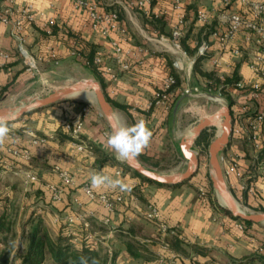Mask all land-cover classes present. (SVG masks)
Instances as JSON below:
<instances>
[{
	"label": "crops",
	"instance_id": "0c3cea01",
	"mask_svg": "<svg viewBox=\"0 0 264 264\" xmlns=\"http://www.w3.org/2000/svg\"><path fill=\"white\" fill-rule=\"evenodd\" d=\"M86 1L95 5L98 13H119V30L108 36L94 30L87 14L75 7V0H0L1 11L31 7L35 21L23 27L20 40L36 60L37 68L34 73L27 70L13 30L9 25L0 24V53L7 55L5 60L0 57V108L21 105L23 99L32 97L31 92L40 82L51 81L66 67L73 69V65H79L90 72L86 79L95 78L97 74L93 68L80 53L75 54L79 43L90 45L95 52L103 53L105 63L117 75L112 81L108 75L101 74L105 95L121 107L112 106L114 112L122 113L128 125L143 119L152 131L151 142L138 160L162 175H177L187 168V161L178 148L180 140L186 137L180 134L178 110L184 101L189 102L194 97L185 95L184 90L197 86L209 92L219 90L223 79L235 73L243 87L232 85L225 90L233 112L234 133L230 145L221 154L224 156L221 167L225 170L231 162H236L238 169L225 178L227 187L239 194L248 206L262 203L264 162L254 161L259 151L253 150L248 139L252 116L264 106V80L249 68L258 54V42L245 30L225 45L218 37L226 29V15L240 12L250 18L241 1L234 0L225 7L218 0H183L181 9L175 8L173 0H149L142 6L138 5L141 0ZM197 11L205 12V22L197 21ZM181 15L184 16L182 38L187 36L185 45L194 51L191 54L181 46L187 55L183 60L185 65L188 58L196 55L203 41L209 44V51L196 70L194 65L189 71L173 67L170 36ZM152 17L162 18L165 25L159 29ZM113 43H118L120 54L115 53ZM236 48L240 50L239 55L233 54ZM121 65L127 68L122 69ZM170 66L179 77L180 85L166 101L156 102V94L170 76ZM205 74L216 83L214 87H208ZM254 83L260 85L257 98L251 96ZM102 118L101 111L93 103L72 101L30 111L20 120L9 123V138L0 147V179L8 176L18 182L20 195L27 197V203L37 202L38 208L32 207V213L40 215L50 231L57 233L67 226L64 231L68 229L69 234L74 235V242L81 244L79 236L84 233L95 249H98L97 237L106 240L112 248V264H159L160 258L172 255L180 264H262L259 258L264 256V225H244L215 208L211 197L197 195L203 185L199 174L198 181L196 176L187 183L161 187L144 182L132 171L125 170L124 164L107 146L109 132ZM78 122L83 125L79 140L72 139L65 127L66 124L73 127ZM257 132L262 148L264 122L257 124ZM30 133L46 137L47 142L32 145ZM80 142L87 147L79 150ZM243 147H250L252 159L246 157ZM13 150L28 151V159L14 155ZM56 167L67 171L73 178L72 183H65ZM93 172L123 178L130 184V190L124 192L91 188L95 194L122 197L111 212L98 201L89 199L83 190L84 184L90 185ZM27 173H34L37 181L26 184ZM49 185L60 191L58 200L52 198ZM3 189L0 202L4 203L1 199H11L8 191L11 186L5 185ZM150 207L157 211L160 221L176 231V236L160 238L155 223L145 218ZM79 213L88 216L89 231H84L79 223L67 225V218ZM105 220H108L107 225H103ZM95 227L103 228L105 236ZM175 238L180 241V249L171 245ZM163 240L169 244L168 248L164 247ZM200 249L203 254H199Z\"/></svg>",
	"mask_w": 264,
	"mask_h": 264
},
{
	"label": "built area",
	"instance_id": "2783aa9c",
	"mask_svg": "<svg viewBox=\"0 0 264 264\" xmlns=\"http://www.w3.org/2000/svg\"><path fill=\"white\" fill-rule=\"evenodd\" d=\"M218 1L225 7L230 6L231 3L234 2V0H218ZM240 1L242 5H244L247 8V13H248L247 15L250 16V18H247L243 13L240 12H234L226 15L224 18L226 29L222 34L218 35L219 41L221 42L222 45H225L229 41L233 40L234 37L240 31L243 30L247 31L251 36L256 37V40L258 42V54L250 63L249 68L256 76L264 80V0H240ZM147 2H149V0H141L139 1L138 5L142 6ZM173 2L175 8L181 9L183 0H173ZM75 7L77 9L84 11L87 14L88 18L91 20V27L94 30L99 31L103 36H108L111 33H115L119 30V14L117 12L111 11L102 14L98 13L96 10V6L87 2L86 0H75ZM196 19L199 22H205L206 21L205 12L197 11ZM34 21H35V15L32 12L31 7L29 6L13 11H11L10 9L5 11L0 10V24L9 25L11 27L14 36L19 41L18 44L19 53L27 67V70L33 73L37 69L36 60L25 49L22 40H20V33L26 24L28 25L33 24ZM183 23H184V16L181 15L178 19L177 25L172 30L170 36V47L174 54L173 67L179 71H187V70L189 71L192 68V66L195 64L197 58H202L207 55L209 51V44L207 41H203L198 47L196 55L191 59L188 58V64L185 65L183 60L184 58H187V55L186 52L182 50L180 44L182 38ZM112 46L117 55L121 53V48L119 47L118 43H113ZM75 54L79 55L78 50H75ZM233 54L239 55L240 50L237 48L233 49ZM0 57L5 60L7 58V55L0 53ZM215 63H217V61H215ZM86 64L89 66L92 65L94 67H98L100 69V73L102 75H108L112 81L116 80L117 78V75L113 71V69L105 63V58L101 51H96L92 57L91 62L86 60ZM0 68H2L1 64H0ZM121 68L126 69L127 66L121 65ZM173 84H174V79L170 75L165 80L163 89L156 94V102H160V101L164 102L167 100L168 96L172 93L169 92V90ZM233 86L235 88H242L243 84L241 83V81H237L235 84H233ZM251 88H252L251 96L257 98L260 91L259 83H254ZM226 89L227 86H225L224 84H221L219 87V91H225ZM193 92H197V89L196 88L193 89L192 92L189 89L184 90L185 95H193ZM242 110L244 111V108ZM252 118L253 119L251 120L249 126L250 133L248 139L251 143L253 150L259 151L261 149V143L257 132V124L264 122V106H262L260 112H257L254 116H252ZM82 126H83L82 122H78L73 127H71L68 124L65 125V127L69 132V136L72 139H77V140H79L78 136L82 129ZM30 136H31L32 145H41L47 142L46 137H38L33 133H30ZM85 146L86 145H84L83 142H80L77 148L79 150H82L84 149ZM13 154L17 156L21 155L22 157L27 159L29 157L28 151L26 150H24L22 153L18 152L17 150H13ZM219 160L220 163L224 161V156L220 154ZM237 169H238L237 163L231 162L228 168L223 170L224 177L226 178L231 174V172H234ZM55 170L58 172L60 178L65 183H72L73 178L69 175L67 171L60 170L58 167H56ZM237 176H240V174H237ZM24 178L26 184L33 183L37 180V176L34 173H27ZM49 190L51 191L52 198L54 200H58L60 198V191L55 186L49 185ZM83 190L89 199L96 200L99 203L103 204L109 212L113 210L115 203H120L122 201L121 196H116L115 198H111L107 194H95L88 183L83 185ZM145 218L155 223L160 238L164 239L165 236H169V237L176 236V231L169 228L167 224L159 220L158 213L154 208L150 207L149 211L145 215ZM66 223L68 226H72L74 224L79 223L82 229H84V231H89L91 227V223L88 220V216L82 213L68 217ZM107 224H108V220H105L103 222V225H107ZM69 236H72L73 240H75L73 234L70 233ZM87 238L89 239L91 238V236L88 234ZM163 245L165 248L169 247V244L164 240H163ZM89 246L95 249V246L93 244L89 243ZM108 255L110 256V258L112 257V251L110 248H108ZM108 264H112V263H108ZM159 264H180V262L176 256L172 255L168 258H160Z\"/></svg>",
	"mask_w": 264,
	"mask_h": 264
},
{
	"label": "rangeland",
	"instance_id": "374dc122",
	"mask_svg": "<svg viewBox=\"0 0 264 264\" xmlns=\"http://www.w3.org/2000/svg\"><path fill=\"white\" fill-rule=\"evenodd\" d=\"M119 14V13H118ZM127 22L131 25L130 20L127 18ZM133 29V28H132ZM135 31V30H134ZM137 34V32L135 31ZM138 37V34H137ZM73 69L70 67H66L65 70L61 71L58 76L54 77L51 81L49 80H44V82H40L39 85L35 88L34 91L31 92L32 97H39L43 98L56 89L63 88L70 86L71 84L81 81V80H94L98 81L95 78L91 77V79H86L87 76L90 77V72L87 71L86 69H83L79 65H73ZM36 72V71H35ZM92 76V75H91ZM94 76V75H93ZM99 82V81H98ZM191 89V88H189ZM195 89V88H194ZM197 92H193V99L190 100L189 102L184 101L181 107L178 110V113L181 117V131L180 134L182 136H187L188 129L195 126L196 123L204 119L206 117L212 116L215 114L217 111H219L222 107L224 106H229V97L227 96L226 91H219L217 89H212L210 92L206 91L204 87L202 86H197L196 87ZM193 89H191V92ZM75 102V101H86L93 103L94 105L97 106V104L94 101L93 96H89L85 99H81L78 97H70L67 100L63 102ZM57 105V104H56ZM20 106V105H18ZM98 107V106H97ZM115 114L118 117L119 123H124V117L123 114L120 113L119 111H115ZM103 124L110 133V128L108 126V122L106 118L103 116ZM209 132L213 133V137L211 141L216 137L218 134L219 128L217 127H211L208 128ZM193 149L197 152L198 158H199V169L197 173L193 176L194 179L197 176V174L200 175V179L203 183L201 186V192H196V194L202 196L201 194L205 196H209L212 198V203L215 208L219 209L220 211H224V208L220 205V202L218 200L217 194L214 191V189L210 185V176L211 173H213L210 168H209V163H208V147L205 150L204 153H200L199 149L193 147ZM243 149L246 152V157L248 159H252L251 157V149L250 147H247ZM116 155V154H115ZM117 157V156H116ZM121 163L125 164V160L118 159ZM192 177V178H193ZM191 178V179H192ZM197 181L199 177H196ZM37 181V180H36ZM187 183V182H185ZM7 185L11 186V189L8 190L11 192V203L10 208L8 209L9 211V217H8V224L6 225V232L0 235V255L6 256L9 261L18 254L19 251L22 250L23 246L26 245V241L22 243V235L24 233L27 234L29 231V227L26 226V223L28 222L29 218L32 216V212L34 209L38 208L37 202L32 201L31 203H27V197L23 198L24 196L20 195L21 188L18 185V182L14 181L11 177L6 176V178L0 179V197H2L4 194V189L3 187ZM230 190V189H229ZM233 198L236 200V202L239 204L240 208L245 210L247 213H264L262 209H264V200H261V204L258 202H255L251 206L246 205L242 199H240L239 194L235 193L234 191L230 190ZM8 205V202H0V214L3 211V208ZM21 207H23V210H21ZM33 207V208H32ZM32 208V209H31ZM264 225V223H262ZM95 229L98 230V232H103L105 231L103 228L95 227ZM102 236H105L104 233H102ZM123 237H126V235H122ZM97 240V245L98 249H95L99 251L100 255L103 258V264H108L110 262V256L108 255V243L106 240L100 239V237L96 238ZM73 241V240H72ZM74 244L79 246V242H74ZM110 249H112L110 247ZM17 252V254H15ZM112 258V257H111ZM50 259L48 256L45 259V262L43 264H49Z\"/></svg>",
	"mask_w": 264,
	"mask_h": 264
},
{
	"label": "water",
	"instance_id": "95a60500",
	"mask_svg": "<svg viewBox=\"0 0 264 264\" xmlns=\"http://www.w3.org/2000/svg\"><path fill=\"white\" fill-rule=\"evenodd\" d=\"M83 91L92 93L95 103L102 115L106 118L111 130V125L113 123H118L115 118L114 109L108 102L100 83L94 80L77 81L70 86L56 89L43 98H25L21 101L20 106L0 108V116H7L9 118L8 124L13 123L20 120L30 111L51 107L67 100L73 93ZM217 119H221L220 133L216 135L208 146V163L210 170L213 172L210 176L212 188L216 192L218 200L220 197L227 204V206L220 205L224 210L230 212L235 219L254 224H262L264 223V213H247L245 210H241L237 207V202L227 187L223 175L219 156L230 145L233 136V117L229 106H224L212 116L199 120L196 125L193 126L194 134L191 137H184L180 140L178 148L182 157L187 161L185 172L177 175H162L143 165L137 157L125 160V166L140 176L162 185L175 186L190 180L197 173L200 164L198 154L193 149L195 141L203 130L216 127Z\"/></svg>",
	"mask_w": 264,
	"mask_h": 264
},
{
	"label": "trees",
	"instance_id": "16d2710c",
	"mask_svg": "<svg viewBox=\"0 0 264 264\" xmlns=\"http://www.w3.org/2000/svg\"><path fill=\"white\" fill-rule=\"evenodd\" d=\"M152 20L156 23L157 26H159V29H161L165 25V21L162 18L152 17ZM186 40H187V36L181 39L180 41L181 46L185 49V51L191 54L194 53L193 50L190 51L186 47L185 45ZM78 52L80 53L82 58L91 62L95 51L90 45H82L79 43ZM201 59L202 58H197L193 66L194 70L198 68V63L200 62ZM90 66L96 72L97 74L96 78L99 81L101 88L104 92V83L102 81V77H101L102 75L100 73V69L92 65ZM170 75L174 79V84L171 86L169 92H174L176 88L180 85V79L177 76L172 66H170ZM205 77L207 78L208 87L209 88L214 87V84L216 83L212 81V78L207 74H205ZM237 81H239V78L235 73H233L231 77L224 78L222 84L229 87L235 84ZM106 98L113 107L121 108L117 106L109 97L106 96ZM81 104L85 105V103H81ZM229 107H231V104H229ZM231 114H233L232 111ZM208 130L209 129L203 130L195 141V147L199 149L200 153L205 152L213 137V133L209 132ZM254 161L264 162V146H262V148L259 150ZM123 167L125 170L131 171L129 168L125 166V164L123 165ZM132 172L134 173L135 176H137L144 182L155 184L161 187L162 186L168 187L167 185H162L150 181L140 176L134 171ZM210 185L212 187L211 182ZM260 198L261 200H264V196H260ZM1 200L8 202V205L5 207V209L3 208V211L0 214V235L6 232L5 228L6 225L8 224V217L10 215L8 209L10 208L9 204L11 203V199H1ZM262 211H264V209H262ZM224 212L227 215H229L231 218L235 219L230 212L226 210H224ZM241 222L247 226L254 224L247 221H241ZM26 226L29 227V231L27 234L24 235L23 233L22 235V239H23L22 243L26 241V245L23 246L22 250L19 251L18 254L17 252L15 253L17 255L16 256L14 255L11 261H9V259L6 256L0 255V264H43L47 256L50 259L49 264H79L80 257L95 258L98 264H103V258L100 255L99 251L89 246V243L84 233L79 236L81 244L78 246L73 243L72 241L73 237L69 236V230L67 229L66 231H64V228L66 229L67 226H63V228H61L59 232L54 233L46 227L40 215H34L33 213L32 216L29 218L28 222L26 223ZM171 245L176 249H180V241L176 238L173 241H171ZM129 246H131L130 243ZM199 254H203L202 249H200ZM259 260L262 264H264V256H261Z\"/></svg>",
	"mask_w": 264,
	"mask_h": 264
},
{
	"label": "clouds",
	"instance_id": "9594fccd",
	"mask_svg": "<svg viewBox=\"0 0 264 264\" xmlns=\"http://www.w3.org/2000/svg\"><path fill=\"white\" fill-rule=\"evenodd\" d=\"M9 118L0 116V147L9 138L10 128ZM152 131L143 119L134 124L113 123L111 131L107 137V146L117 156V159L128 160L138 157L149 146L152 138ZM90 186L92 189H111L121 192L129 191L130 184L123 178L113 177L101 172H93L90 176ZM79 264H98L95 258L80 257Z\"/></svg>",
	"mask_w": 264,
	"mask_h": 264
},
{
	"label": "bare ground",
	"instance_id": "6f19581e",
	"mask_svg": "<svg viewBox=\"0 0 264 264\" xmlns=\"http://www.w3.org/2000/svg\"><path fill=\"white\" fill-rule=\"evenodd\" d=\"M89 96H93L91 92H89V91H83V92L73 93L69 97H78V98H81V99H85V98H87ZM115 118H116V120H118V117L117 116H115ZM220 125H221V119H217L216 120V127L218 126V128H219L218 134L220 133ZM193 134H194V129H193V127H191V128L188 129V132H187V136L186 137H191ZM219 202H220L221 205L227 206L226 202L222 198H220V197H219ZM237 207L239 209H241L238 203H237Z\"/></svg>",
	"mask_w": 264,
	"mask_h": 264
}]
</instances>
